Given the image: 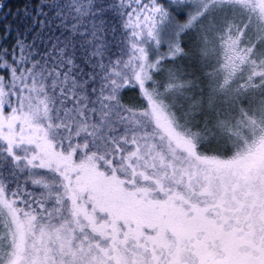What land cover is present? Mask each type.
Returning <instances> with one entry per match:
<instances>
[{
  "label": "snow or ice",
  "instance_id": "1",
  "mask_svg": "<svg viewBox=\"0 0 264 264\" xmlns=\"http://www.w3.org/2000/svg\"><path fill=\"white\" fill-rule=\"evenodd\" d=\"M0 264H264V0H0Z\"/></svg>",
  "mask_w": 264,
  "mask_h": 264
},
{
  "label": "trees",
  "instance_id": "2",
  "mask_svg": "<svg viewBox=\"0 0 264 264\" xmlns=\"http://www.w3.org/2000/svg\"><path fill=\"white\" fill-rule=\"evenodd\" d=\"M8 3L15 4V0H7Z\"/></svg>",
  "mask_w": 264,
  "mask_h": 264
}]
</instances>
